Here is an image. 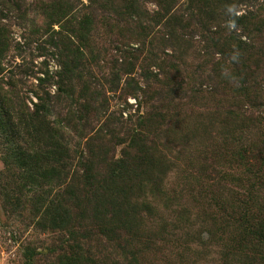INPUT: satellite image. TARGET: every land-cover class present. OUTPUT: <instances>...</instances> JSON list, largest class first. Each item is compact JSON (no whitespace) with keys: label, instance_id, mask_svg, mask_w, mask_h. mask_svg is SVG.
Here are the masks:
<instances>
[{"label":"trees","instance_id":"obj_1","mask_svg":"<svg viewBox=\"0 0 264 264\" xmlns=\"http://www.w3.org/2000/svg\"><path fill=\"white\" fill-rule=\"evenodd\" d=\"M214 1L218 0H189L196 4L187 10V18L181 10L170 15L166 2L165 7H161V14L158 12L153 16L159 23L165 22L173 39L172 31L189 26L193 29L202 27L204 37L214 34L210 37L213 42L210 47L215 49L213 53L224 57V62L223 66L212 63L213 69L205 79L206 90L200 93L208 95L211 101H216L217 97L227 100L225 92L236 86L243 92V97L252 96L255 101H263L264 19L261 15L255 16L251 10L246 11L247 16L232 13L233 7L240 3L238 1L248 0H219L218 3L225 5L223 23L231 19L232 27L234 24L242 26L248 35L227 40L222 38L223 28L216 32L211 30L218 20L211 6ZM140 7L139 0H38L34 4L24 0H0V76L9 72L10 60L22 58V64L14 68L16 71L9 72L8 83L4 78L0 83V146L6 165L3 176L6 178L9 172V176L15 177L17 193L14 198V194L4 187V195L7 200H21L22 196L35 200L32 207L39 219L36 227L45 232H62L61 245L50 249L53 254L58 252L54 264L130 263L136 255V242L142 239L139 234L145 220L142 212L149 217L154 215L152 204L138 193L142 183L150 181L155 185L160 182L159 176L165 171L166 164L159 155L157 132L161 127L174 125L172 121L179 114L178 109L188 101L185 100L187 95L183 97L174 92L175 75L171 74V67L177 68L172 66V58L176 55L164 54V59H160L154 49L146 55L151 66L142 75L146 87L143 93L149 101L150 97L158 99L156 109H151L155 112L139 117L134 127L131 119L128 126L123 127L124 123L114 122L111 115L107 116L108 112L99 102L98 86L91 81L95 79L84 76L89 57L94 58L93 35L100 26L112 27L111 13L121 14L125 23L132 25L126 27L127 32L140 30L147 38L150 31L142 23L149 21L150 15L142 12ZM33 14L42 18L41 27H35L33 22L30 35L23 36V43L18 42L4 20L14 16L24 21ZM54 25H59L60 29L56 30ZM119 34L123 35L122 32ZM184 35H179V40H184ZM146 41L141 43L146 46ZM46 46L53 50L52 58L59 63L61 71L55 74L45 71V77L39 78V84L29 91L37 98L34 102L30 97H24L25 78L33 73L24 54L29 50L33 52L32 56L36 51L43 53L48 51ZM168 56L172 60H165ZM153 66L156 71L152 70ZM124 71L131 76L135 70L131 66ZM115 76L110 81L113 92L118 91L116 82L120 81L119 76ZM73 80L83 86L77 94L67 87H71ZM54 86L58 87L55 93L51 90ZM28 99L33 107L26 102ZM218 103L223 108L221 102ZM244 110L237 100L225 108L226 117L255 122L261 126L264 135V116L253 117ZM53 114L59 123L52 121ZM101 117L106 118L101 132L106 128L107 136L91 135L95 122ZM66 128L75 135L83 132L79 145L70 142ZM119 147H123L120 156L117 155ZM29 192L33 194L32 198ZM240 201L239 212L233 214L227 203L225 207L232 215L239 214V221L249 223L247 213H243L240 206L244 203L250 209L253 200ZM36 202L41 207L34 206ZM149 245L151 242L144 246L150 248ZM262 249L264 218L256 219L233 257L247 256L253 261L245 264H264ZM113 251L125 256L124 263L112 262ZM28 254L30 260L42 255L37 250H30Z\"/></svg>","mask_w":264,"mask_h":264},{"label":"rangeland","instance_id":"obj_2","mask_svg":"<svg viewBox=\"0 0 264 264\" xmlns=\"http://www.w3.org/2000/svg\"><path fill=\"white\" fill-rule=\"evenodd\" d=\"M24 1L27 4H34L38 0ZM218 1L211 2L214 8L213 15L218 18L211 27L212 32L223 28L222 38L227 40L230 37L248 36L242 26L234 24L232 27L231 19L223 23L222 13L225 5ZM139 2L142 12L150 15L149 21L142 23L150 31L147 38H144L145 32L140 30L127 32L126 27L132 25H127L125 17L121 14L111 13L110 18L113 20L109 21L112 27L100 26L93 35L94 58L92 55L89 57L84 76L86 79L89 76L95 79L91 81L98 86L101 94L99 102L108 112L107 116L111 115L114 122L124 123L123 127L128 126L131 119L134 127L139 117L153 111L151 110L153 108L156 109L154 106L158 98L150 97L149 101L148 97L144 96L143 91L146 87L142 79L145 69L151 66L146 55L149 50L154 49L160 59H164V54L176 55L172 58V66L177 68L171 67V74L175 75L174 92L183 97L187 95L185 100L188 101L178 109L179 114L172 121L174 125L161 127L157 132L156 137L161 148L159 155L163 156L166 168L162 176H159L160 182L157 184L152 185L150 181H146L140 185L138 194L150 202L155 210L153 217L142 212L145 220L139 233L142 236V239H139L141 243L136 242L138 245L136 255L133 260L130 259V263L128 261L124 263L125 256L121 252L113 251L112 262L124 264L253 262L247 256L233 257V253L239 251L241 239L249 235L256 219L264 218L263 129L255 122L242 121L246 120L244 118L240 120L227 118L225 108L230 104L234 105L238 100L244 106L247 115L264 116V105L259 104V102L264 104V97L263 101H255L252 96L243 97V92L236 86L225 92L227 100L217 97L216 101H211L208 95L200 93L206 90L205 79L213 69L212 63L223 66L224 62V57L213 53L215 49L210 47L213 44L210 37L214 34L210 37L205 34L204 37L202 27L193 29L189 26L186 29L172 31L175 40L165 22L159 23L153 16L158 12L161 14V7H165L164 4L167 2L168 10H171L170 15L181 10L180 13L185 14L187 18V10L196 3L192 4L189 0H139ZM238 2L240 3L233 7L235 9H230L232 13L247 16L246 11L251 10L255 16L261 15L264 19V0ZM85 4H88L87 1ZM33 15L24 21L14 16L4 20L10 25L14 33L12 36L18 42L23 43V36L30 35L33 22L35 27H41L42 18L36 16L33 21ZM54 28L60 29L59 25H54ZM120 32L123 35H120ZM181 34H185L184 40H179ZM145 40L146 46L141 43ZM46 47L48 51L43 53L36 51L32 56L33 52L29 50L24 54L28 67L33 68L32 75L25 78L24 97H30L34 102H37V98L29 91L32 86L36 87L39 84V78L45 77V71L48 70L52 74L61 71L59 63L52 58L53 50ZM209 51L213 54H208ZM167 58L172 60L169 56L165 60ZM10 62L9 72L16 71L14 68L22 64V58L16 57ZM229 62L227 58L226 66ZM131 66L135 71L133 75L128 76L124 70L131 69ZM154 68L156 66H153L152 70ZM9 72L0 76V83L3 78L5 83H8ZM115 75L120 78V81L116 82L119 86L117 92L111 91L113 86L110 84ZM67 87L77 94L83 86L79 85L77 80H73L71 87ZM4 88L9 89L6 84ZM51 90L55 93L58 87L54 86ZM30 99L26 102L33 107ZM219 101L223 108L219 107ZM51 119L56 123L60 122L54 114ZM105 120V117H101L95 122L91 135L101 133L102 136H107L106 128L101 132ZM65 130L72 144L81 143L83 132L75 135L70 129ZM120 135L122 136L121 132ZM122 148H118V156ZM2 151L3 147L0 146V264H54L58 252L53 254L50 249L61 245L60 239L63 234L61 231L45 232L36 227L39 219L35 217L32 207L35 200H29L26 196H22L21 200L5 199L4 187L11 195L14 194V198L17 193L15 177L9 176L11 174L9 172L6 178L3 176L6 165ZM25 193L27 195L28 192ZM29 194L33 195L30 192ZM142 198L140 202L143 201ZM245 199L253 200L250 209L246 208L244 203L240 206V210L247 213L249 223L239 221L241 216L232 215V211H227L225 207L227 203L234 214L239 212L237 205L241 203L240 200ZM34 206L41 207L38 202ZM149 242L150 248H145L144 245L148 246ZM30 250H37L42 255L30 260L28 258Z\"/></svg>","mask_w":264,"mask_h":264}]
</instances>
